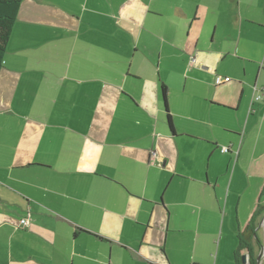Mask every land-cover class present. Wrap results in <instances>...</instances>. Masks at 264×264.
Segmentation results:
<instances>
[{"label":"crops","instance_id":"crops-1","mask_svg":"<svg viewBox=\"0 0 264 264\" xmlns=\"http://www.w3.org/2000/svg\"><path fill=\"white\" fill-rule=\"evenodd\" d=\"M263 160L264 0H21L0 67V264L254 261Z\"/></svg>","mask_w":264,"mask_h":264},{"label":"trees","instance_id":"trees-1","mask_svg":"<svg viewBox=\"0 0 264 264\" xmlns=\"http://www.w3.org/2000/svg\"><path fill=\"white\" fill-rule=\"evenodd\" d=\"M20 2L21 0H0V67L2 66L8 38L16 19ZM161 93L164 101L166 102V87L163 83ZM165 116L168 127L173 130L172 119L169 111L166 112Z\"/></svg>","mask_w":264,"mask_h":264},{"label":"rangeland","instance_id":"rangeland-1","mask_svg":"<svg viewBox=\"0 0 264 264\" xmlns=\"http://www.w3.org/2000/svg\"><path fill=\"white\" fill-rule=\"evenodd\" d=\"M250 176L252 181H257L259 183L263 182L264 180V160L263 162H260V164H253L251 171H250ZM233 185V184H232ZM238 188L242 187L241 185L235 184Z\"/></svg>","mask_w":264,"mask_h":264},{"label":"built area","instance_id":"built-area-1","mask_svg":"<svg viewBox=\"0 0 264 264\" xmlns=\"http://www.w3.org/2000/svg\"><path fill=\"white\" fill-rule=\"evenodd\" d=\"M194 59V56H191V60H193ZM230 79V77L229 76H221V75H217L216 77H215V79H214V81H215V83H221V82H224V81H227V80H229ZM228 149V147L227 146H221L220 147V150L221 151H226ZM20 224H24V223H26V218H21L20 219Z\"/></svg>","mask_w":264,"mask_h":264},{"label":"water","instance_id":"water-1","mask_svg":"<svg viewBox=\"0 0 264 264\" xmlns=\"http://www.w3.org/2000/svg\"><path fill=\"white\" fill-rule=\"evenodd\" d=\"M263 219H264V214H263ZM260 248H261L260 253L254 258L253 264H264V243L260 244ZM244 255H247L249 257L251 256L250 254H244ZM251 258H249V261L252 260Z\"/></svg>","mask_w":264,"mask_h":264},{"label":"flooded vegetation","instance_id":"flooded-vegetation-1","mask_svg":"<svg viewBox=\"0 0 264 264\" xmlns=\"http://www.w3.org/2000/svg\"><path fill=\"white\" fill-rule=\"evenodd\" d=\"M260 249L261 248H260V244H259V246L257 247V250L255 251L254 258L260 253ZM244 254H248V253H246L244 251L240 253L241 264H253V262L251 260L249 261L250 257L247 255H244ZM243 255H244V257H243Z\"/></svg>","mask_w":264,"mask_h":264}]
</instances>
